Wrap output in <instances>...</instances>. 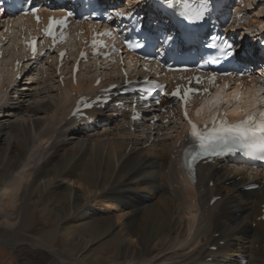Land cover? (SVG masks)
Wrapping results in <instances>:
<instances>
[{
	"label": "bare ground",
	"instance_id": "bare-ground-1",
	"mask_svg": "<svg viewBox=\"0 0 264 264\" xmlns=\"http://www.w3.org/2000/svg\"><path fill=\"white\" fill-rule=\"evenodd\" d=\"M244 25L264 32L263 19ZM33 71L0 89V242L17 264H264V188L243 193L229 166L181 176L175 122L130 133L94 112L106 124L74 131L70 91L93 78L61 89Z\"/></svg>",
	"mask_w": 264,
	"mask_h": 264
},
{
	"label": "snow or ice",
	"instance_id": "snow-or-ice-1",
	"mask_svg": "<svg viewBox=\"0 0 264 264\" xmlns=\"http://www.w3.org/2000/svg\"><path fill=\"white\" fill-rule=\"evenodd\" d=\"M183 3V15L189 21H199L204 18V15L207 11V0H200L198 6H194L189 3V0H182ZM36 10L33 9V13ZM70 15V14H69ZM66 17L61 21H51L49 23L48 28L46 29V34L49 36L53 35V26L54 24L64 25L66 23ZM37 22H39V17H37ZM106 35H111V32L104 33ZM216 37H213L215 40ZM95 43V41H93ZM33 55L36 54V41L32 40L28 45ZM134 47H141L142 45L137 43L135 45H129ZM214 45H209V47H213ZM231 45L225 43V50H230ZM228 55H234V52L227 51ZM61 57L65 55V53L60 54ZM81 55H85L81 53ZM212 62H215L213 60ZM225 75H230V73H225ZM216 80L215 75L209 77V83L214 84ZM197 82L199 83V78H197ZM99 83V81H97ZM227 87V85H225ZM194 90L188 88L186 90H181V88L177 87V89L171 93L173 96L180 97L185 105L187 104L190 94ZM207 89H204V92H207ZM182 92V95H181ZM239 99V97H236ZM185 119H187V111L184 112ZM134 119L137 117H133ZM188 123L190 125V137L198 142V150H194L191 153H186L185 164L191 169L193 164L197 161L198 158L204 155H218L221 151H231L234 148H243L248 149L249 153L260 152L262 154L261 158H264V121L257 120L255 117V113H249L242 120L237 121L234 124H230L227 121L226 117H220L219 119H215L213 121V125L211 129H208L207 126L202 130L198 128V126L193 123L190 119H188Z\"/></svg>",
	"mask_w": 264,
	"mask_h": 264
},
{
	"label": "rangeland",
	"instance_id": "rangeland-1",
	"mask_svg": "<svg viewBox=\"0 0 264 264\" xmlns=\"http://www.w3.org/2000/svg\"><path fill=\"white\" fill-rule=\"evenodd\" d=\"M244 1H245V7H247L246 10L247 18L250 19L251 17L252 18L257 17L259 19H263L264 21V0H247V1L244 0ZM242 10L245 11V9ZM94 207L97 208L96 206ZM252 225L255 226L254 223H252ZM17 263H18L17 257L13 253L12 246L8 245L7 243L0 242V264H17Z\"/></svg>",
	"mask_w": 264,
	"mask_h": 264
}]
</instances>
